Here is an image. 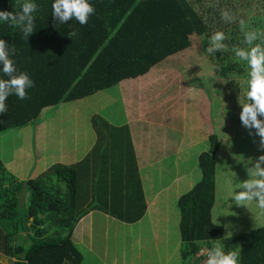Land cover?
I'll list each match as a JSON object with an SVG mask.
<instances>
[{
  "label": "trees",
  "instance_id": "1",
  "mask_svg": "<svg viewBox=\"0 0 264 264\" xmlns=\"http://www.w3.org/2000/svg\"><path fill=\"white\" fill-rule=\"evenodd\" d=\"M228 1L232 5L238 0ZM22 2L0 0V10L18 12ZM32 2L37 5L35 31L28 38L19 28L0 21V39L15 49L10 58L17 71L27 73L33 81L26 90L27 99L14 94L6 99L7 111L0 113V133L39 118L46 107L146 74L167 56L190 47L194 34L206 45L212 30L223 24L224 29L218 31L227 34L224 43L228 51L215 53L223 54L226 68L221 74L248 73L247 65L232 52L243 41L240 24L229 27L218 19L221 9H216L221 4L214 3L216 0H210L211 7L203 11L191 0H88L95 11L85 25L75 19L67 23L55 20L54 0ZM263 20L261 15H249L247 26L257 27ZM73 29L77 30L75 36L70 35ZM0 78L7 79L2 65ZM91 123L98 135L103 134L101 115L95 114ZM105 139L102 136L76 163H56L24 181L0 160V252L15 257V264H82V245L74 241L73 233L86 213L98 209L127 222L144 216L147 201L135 159L124 169L125 159L108 154ZM218 143L215 133L207 136V149L197 158L201 178L176 200L183 264H205L207 257L199 251L203 246L209 250L217 241L225 251L238 253L239 264H264V224L225 235L224 225L212 221ZM25 182L24 202L19 207L17 196ZM90 189L94 191L92 198L88 196Z\"/></svg>",
  "mask_w": 264,
  "mask_h": 264
},
{
  "label": "rangeland",
  "instance_id": "2",
  "mask_svg": "<svg viewBox=\"0 0 264 264\" xmlns=\"http://www.w3.org/2000/svg\"><path fill=\"white\" fill-rule=\"evenodd\" d=\"M191 1L196 2L195 8L201 11L207 10L212 4L210 0H200L203 1L201 4L198 0ZM263 2L264 0H238L230 5L228 0H216L214 3L221 4V7L216 10L224 7L233 14L235 21L226 23V26L232 27L239 24L241 19L245 20L248 25L246 19L249 15L264 17ZM244 13L246 16L242 17ZM218 19H221V16H218ZM224 27V24L217 26V29L212 30L211 35ZM251 28L264 29V20L257 27ZM191 39L190 47L167 56L161 65L152 67L142 76L122 80L115 87L100 90L74 101L46 107L39 118L21 127L0 133V139H3V154L5 157L10 154L13 161L10 167L12 174L18 179L23 176L35 177L56 163L72 164L84 158L90 153V146L88 148L86 146L89 135L97 131L90 128V132H87L95 114L109 121H121L124 117L138 118L137 108L134 107L129 113L127 110L129 104L124 102L129 101L130 92H134V95H141V101L143 100L139 106L141 120L166 119L164 123L160 121L163 128L170 131L176 139L183 136L182 143L185 146L180 145L178 150L182 155L184 150L189 156H195V150L198 147H203V150L207 149L205 135L215 133L218 141L223 142L216 159L217 169L211 213L214 221L224 225L225 235L238 234L249 228L263 225L264 210L259 209L255 202L248 207L238 206L229 197L231 190L236 188L240 181L248 178L245 162L250 158L255 160L259 155L264 154L259 148L260 138L254 134L255 130H252L250 134L239 118L240 101H245L248 73L246 76L237 73L236 75L221 74L226 68L222 58L223 54H208L206 48L210 41L204 45L200 36L194 34ZM243 45L241 43L240 46ZM190 89L192 94L189 92ZM135 105L134 103L133 106ZM100 129H106L105 125L100 124ZM43 135L48 141H43ZM151 135L155 140L159 137L160 129L157 125H152ZM96 137L98 144L102 136L97 132ZM104 141L108 147V141L106 139ZM161 161V165L164 164L165 168L169 167L170 161H167V157L164 156ZM182 166L183 171L190 170L185 165ZM164 171L165 169L160 171L162 183L167 180V175H163ZM153 173L157 175L158 171H153ZM196 175V181H198L200 178L197 171ZM93 193L92 190L91 197ZM149 197L151 195L148 194L147 198ZM171 200L169 198L165 200L167 207ZM169 223L176 225L174 217L169 220ZM98 228L100 229L97 234L100 235L103 233L101 230L103 227ZM173 232L177 233V230ZM109 237L110 234H107V246L111 241ZM127 237L129 236H120L119 239L121 244L126 245L125 260L131 258L130 254L134 250V244H129ZM161 242V264H171V262L172 264H183L179 241L175 246L177 254L174 249L164 250V241ZM165 244L171 246L169 240H165ZM206 248L203 246L199 254L207 257L208 249ZM110 249L106 250L107 254L109 253L107 264L114 255L121 256V252H111ZM102 250L103 247L100 246L99 251ZM134 261L139 264L138 259ZM141 262L142 256L140 257ZM91 263L106 264V260L103 257L96 259L92 254H85L84 264Z\"/></svg>",
  "mask_w": 264,
  "mask_h": 264
},
{
  "label": "crops",
  "instance_id": "3",
  "mask_svg": "<svg viewBox=\"0 0 264 264\" xmlns=\"http://www.w3.org/2000/svg\"><path fill=\"white\" fill-rule=\"evenodd\" d=\"M134 94V92H130L129 101H122L129 104L127 105V107H129V109H127L129 110V113L134 107L137 108L139 112V115H137L138 118L130 117L127 119L124 117L121 121H109L103 118L106 129L103 130V134L100 133L99 135L104 136L109 143L107 147L108 154L113 155L114 153L116 154V158L122 157L125 159L124 169L127 168V162L131 163V161L135 159L137 170L139 171L143 183L147 201V210L144 216L135 222L120 220L98 209H92L86 213L77 223L73 233L74 241H76L77 244L82 245V247H80L84 254L82 264L85 263V254H92L96 259L103 257L107 264V257L109 255V253L107 254L106 252L107 248H111V252H121V256L118 257L117 255H114L113 258L111 257L109 264H136V261H134L135 259L139 260L137 262L139 264H161L162 240L164 241V250H175L178 241L180 246L179 209L176 206V200L196 182V171L199 174V178H201V171L199 172L197 169V158L198 155L206 149L203 150V147H198L195 150V156H189L186 154L185 150L183 155L182 153H179V146H185L182 143L183 136L176 139L170 131L165 130L162 123H164V120L166 119L141 120L139 106H141L143 100L141 101V95ZM134 103L136 104L135 106H133ZM153 124L157 125L160 129V135L157 140L151 135ZM83 126L85 125L83 124ZM169 126L172 127L171 125ZM90 128L92 130H97L91 124L89 125V129H87L88 133L90 132ZM96 136L97 131H94L93 134L89 135L86 146L87 148L90 146V150L95 148L97 144ZM121 136L126 137V139L122 140ZM204 139H207L206 135ZM43 141H48L45 135H43ZM129 141H131L132 144H130ZM2 143L3 139H0V160L5 168L12 173L10 167L12 166L13 161L10 154L9 156L6 155V157L3 154ZM221 144H223V142L218 143L217 154L220 153ZM177 155L179 156L178 158ZM164 156L167 157V161H170L168 168H165L164 164H160L162 163L161 159H163ZM95 157L96 156H93V159H95ZM172 160H174V162ZM95 161V167L99 168L97 157ZM182 165H185L190 170L183 171L184 168H182ZM161 169H165L163 175H167V180L164 183H162V179L160 178ZM153 171H158V174L155 175ZM125 172L130 171H124V173ZM109 173L110 171L107 175L111 177ZM25 178L29 179L33 177L23 176L21 179H17L24 181L27 180ZM91 191L92 190L90 189L88 194L89 198H92L90 196ZM148 194L151 195V197L147 198ZM168 198L172 200L167 207L164 202ZM212 208L213 206L211 207V210ZM173 217L176 225L169 223V220ZM212 221L220 223L214 221V218ZM99 226L103 227L101 229L103 230V233L100 235L97 234L100 229L98 228ZM173 230H177V233H174ZM1 234L0 231V236ZM107 234H110L109 239L111 240L108 246L106 242ZM120 236H129L127 237V241H129V244H134V250L131 252V258L129 260H125L124 252L127 251L126 245L119 242ZM165 240H169L171 246L166 245ZM100 246L103 247L101 252L99 251ZM175 251L177 254V250ZM141 256L142 262L140 263ZM15 261V257H7L0 252V264H15Z\"/></svg>",
  "mask_w": 264,
  "mask_h": 264
},
{
  "label": "clouds",
  "instance_id": "4",
  "mask_svg": "<svg viewBox=\"0 0 264 264\" xmlns=\"http://www.w3.org/2000/svg\"><path fill=\"white\" fill-rule=\"evenodd\" d=\"M37 5L32 0H23L18 12L0 10V21L21 30L24 37L28 38L34 30V13ZM94 7L88 0H54L52 3L53 18L60 23H67L75 19L80 25L88 23L89 17L94 13ZM221 18L225 22H234L235 17L227 9L220 10ZM240 31L243 33L244 47H234L232 52L239 61L248 67L246 80L247 91L245 101H240L239 114L242 125L252 134L259 136V148L264 153V30L249 28L244 20L239 21ZM73 29L71 36L76 35ZM227 39L223 31H215L210 37V44L206 48L208 54L228 51L224 41ZM15 49H9L7 42L0 39V65L5 78H0V113H6V99L16 95L20 99H27V89L33 86V81L27 73L18 72L11 54ZM192 94V90H189ZM251 165V166H249ZM248 174L246 180L240 181L236 188L231 190V199L238 206L248 207L255 202L256 206L264 210V154L255 160L251 158L245 162ZM239 189V191H236ZM205 264H239L238 253L234 250L225 251L218 241L206 252Z\"/></svg>",
  "mask_w": 264,
  "mask_h": 264
},
{
  "label": "water",
  "instance_id": "5",
  "mask_svg": "<svg viewBox=\"0 0 264 264\" xmlns=\"http://www.w3.org/2000/svg\"><path fill=\"white\" fill-rule=\"evenodd\" d=\"M26 186H27V183L25 182L19 192V196H17V203H18V206H23V202H24V196H25V191H26Z\"/></svg>",
  "mask_w": 264,
  "mask_h": 264
}]
</instances>
